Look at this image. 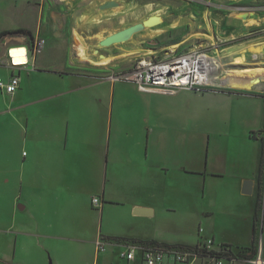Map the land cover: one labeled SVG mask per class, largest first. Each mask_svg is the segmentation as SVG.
<instances>
[{
    "label": "crops",
    "instance_id": "1",
    "mask_svg": "<svg viewBox=\"0 0 264 264\" xmlns=\"http://www.w3.org/2000/svg\"><path fill=\"white\" fill-rule=\"evenodd\" d=\"M107 1L111 0H0V33L24 29L33 37L8 34L0 39V76L20 77L15 93L0 88V175L18 170L23 191L25 175L34 174L37 187L27 186L37 189L40 209L35 234L21 232L1 219L6 224L0 228L1 264H143L141 251L133 260L122 255L126 243L135 240L167 246H196L211 240L214 250L222 245L253 249L248 256H254L260 246L264 259L262 140L250 136L264 127V86L254 83L251 87V81L264 77V72L233 73L250 67L226 68L232 72L227 74L228 86L237 80L249 87L202 91L210 97L209 106L200 112L222 120L229 133L235 122L244 134L243 138L231 134L223 138L216 133L207 138L204 167L202 154L197 153L192 202L185 201L183 145L180 152L177 142V153L170 154V137L161 129L160 120L149 126L143 142H127L137 158L130 159L133 178L132 183L126 182L118 84L125 79L119 75L130 71L142 56L143 36L150 33H136L125 42L103 46L109 35L140 22L125 26L112 22L125 4L114 0L118 6L102 8ZM37 37L45 45L34 67L10 66L7 48L29 45ZM216 62L219 67L225 65L220 59ZM218 77L222 79L221 73ZM173 94L178 96L180 91ZM235 98L241 121L235 120ZM159 109L155 106V111ZM195 149L201 152L202 143ZM15 155L22 158L18 167ZM245 180L253 181L251 194L243 193ZM129 186L130 196L125 193ZM94 197L100 198V207L93 205ZM86 205L92 217L81 212ZM111 206L124 208L127 225H123L128 227L104 232V216ZM141 208L151 212L140 214ZM50 210L54 215H49ZM28 238L37 242L36 263L16 260L20 243L24 246ZM167 264L183 263L170 259ZM235 264L255 263L241 258Z\"/></svg>",
    "mask_w": 264,
    "mask_h": 264
},
{
    "label": "rangeland",
    "instance_id": "2",
    "mask_svg": "<svg viewBox=\"0 0 264 264\" xmlns=\"http://www.w3.org/2000/svg\"><path fill=\"white\" fill-rule=\"evenodd\" d=\"M119 1L125 6L122 7L121 15L112 22L120 23L121 26L136 21L143 22L152 15L161 17L160 23L146 27L136 34L138 36L150 33L149 36H143V42L139 50L142 56L151 54L161 59L168 56L172 49L181 52L201 46V48L207 47V49L214 52L216 58L225 64L217 69L223 77L228 78L227 74L232 73L226 68L256 66H263L264 68V0ZM243 54L246 56L244 64H242L245 60ZM239 58L242 60H239ZM263 72L264 69L260 71V73ZM239 79L246 80L244 77ZM254 83L264 86V77L254 78L251 81V87ZM118 84L121 91L122 105L120 120L123 142V179L132 183L130 159L137 158L133 146H128L127 142L131 143L133 141L134 144L138 141L143 142L144 138L147 139L149 126H153L154 121L160 120L163 121L161 129L163 128L170 137V154L177 153L174 150L177 147V142H180V152L183 145L186 165L185 190L187 191L185 201L192 202L197 153L202 154L201 159L204 167L207 138L212 134L215 136L216 133L222 135L223 138L230 136V134L231 137L243 138L244 128L234 122L233 129L229 133L222 120L219 121V119L205 116L208 113L200 112L203 107L208 105L207 100L210 97L207 95L208 92L185 89L178 90L180 94L176 96L168 91H143L132 81L121 80ZM225 88L241 91L247 87L236 88L227 84L224 87L214 89L224 90ZM153 92L165 93L156 94ZM150 106H152L151 110ZM155 106L160 107L159 112L155 111ZM236 106L237 101L235 98V120L241 121L240 109ZM200 142L203 146L201 152L195 149ZM142 158L143 162H149L144 156ZM170 160H172V157ZM21 162L22 158L15 155L14 166L18 167ZM7 178L9 182H6ZM25 179L26 189L22 191V175L18 170L10 172L9 175H0V228L6 223L8 226L15 225L18 228L17 230L21 232L35 234L37 233V216H40V209H37V189H30L27 185L32 184L37 187V177L31 174L25 175ZM170 182H173L172 176H170ZM125 193L130 196L132 188L129 186ZM95 208L91 207L99 213ZM50 211L51 214L49 215H54V211ZM81 212L90 217L93 216L88 205L85 209H81ZM108 214L109 218L107 220ZM126 214L127 212L124 211L123 207L111 206V210L104 216V232L110 227H128L123 225L124 223L127 225ZM1 219L4 220V223ZM28 239L29 241L24 246L20 243L19 255L16 260L21 263L34 261L36 263L37 242L32 238ZM111 240L114 239L111 238ZM13 243L14 240H10L9 247L11 250L14 247Z\"/></svg>",
    "mask_w": 264,
    "mask_h": 264
},
{
    "label": "built area",
    "instance_id": "3",
    "mask_svg": "<svg viewBox=\"0 0 264 264\" xmlns=\"http://www.w3.org/2000/svg\"><path fill=\"white\" fill-rule=\"evenodd\" d=\"M44 45L45 40L37 37L29 45L17 44L8 47L6 55L10 66L32 64L34 67L35 57L43 50ZM216 57L214 52L201 46L181 52L172 49L168 56L161 59L146 54L136 60L130 71L120 74L119 77L136 83L143 91L161 90L172 93L181 89L207 91L227 85L226 77L222 75V79L217 77V69L220 67ZM17 58L21 60L17 61ZM19 87L18 75H12L9 79L0 76V88L7 93H15ZM93 205L101 206L99 197L93 198ZM126 245L128 248L122 255L133 260L136 252L141 251L143 264H167L170 259L183 264H235L239 260L223 245L217 250L221 255L211 254L210 251L214 250L211 240L202 241L196 246L142 245L138 242H129ZM251 260L255 264H264L262 247L256 249Z\"/></svg>",
    "mask_w": 264,
    "mask_h": 264
},
{
    "label": "water",
    "instance_id": "4",
    "mask_svg": "<svg viewBox=\"0 0 264 264\" xmlns=\"http://www.w3.org/2000/svg\"><path fill=\"white\" fill-rule=\"evenodd\" d=\"M119 3L117 1L111 0V1H107L104 4H102V8H110V7H114V6H118ZM161 22V17L157 16V15H152L149 18H147L145 21L143 22H139V23H135L133 25H130L120 31H117L115 33H113L112 35H109L108 37H106L101 44L103 46H109L115 43H122L125 42L127 40H129L130 38H132V36L142 30H144L146 27H150L153 26L155 24H158ZM253 192V181L252 180H245L243 183V193L245 194H251ZM138 213L140 214H148L151 211L149 209L146 208H141L137 210Z\"/></svg>",
    "mask_w": 264,
    "mask_h": 264
},
{
    "label": "trees",
    "instance_id": "5",
    "mask_svg": "<svg viewBox=\"0 0 264 264\" xmlns=\"http://www.w3.org/2000/svg\"><path fill=\"white\" fill-rule=\"evenodd\" d=\"M8 34L9 35H12V34H20L21 35L22 34V35H27L30 38H33L32 37V33L30 31H27V30H24V29H20V30L2 32V33H0V39H2L4 36H6ZM262 133H264V127L262 129L258 130V131H251L250 132V136L252 138L262 140V153H261L260 168H259L260 179H261L262 175L264 174V137L262 136ZM259 206H261L260 202L258 203V207ZM255 219H258L257 213H256ZM115 239H117V238H115ZM117 240H119V239H117ZM135 242H138V243H140L142 245H159V246L163 245V246H167L165 244H160V243H158L157 241H154V240H150V241H147V240H144V241L135 240ZM223 246L224 247H228L230 253L235 255V256H237L239 259H241V258L251 259L253 257V256H248L247 255V252L248 251H252L253 249H248V248L238 249L237 247L233 248L232 246H228V245H223ZM210 252L213 255H221V253L218 252L217 250H211Z\"/></svg>",
    "mask_w": 264,
    "mask_h": 264
},
{
    "label": "bare ground",
    "instance_id": "6",
    "mask_svg": "<svg viewBox=\"0 0 264 264\" xmlns=\"http://www.w3.org/2000/svg\"><path fill=\"white\" fill-rule=\"evenodd\" d=\"M83 51V50H82ZM17 61L21 60L20 58H17L16 59ZM103 61V60H102ZM263 68L261 67H250L248 69H245V70H232L233 73H251V72H254V71H261ZM218 77V76H217ZM220 78V77H218ZM244 85L241 84L240 82H238L237 80H233V84H232V87H243ZM247 87H249V85H246Z\"/></svg>",
    "mask_w": 264,
    "mask_h": 264
}]
</instances>
